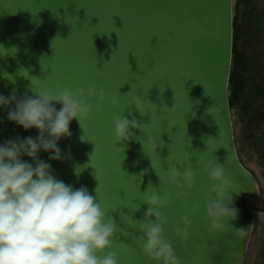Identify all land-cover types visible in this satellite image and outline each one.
<instances>
[{"label": "water", "instance_id": "water-1", "mask_svg": "<svg viewBox=\"0 0 264 264\" xmlns=\"http://www.w3.org/2000/svg\"><path fill=\"white\" fill-rule=\"evenodd\" d=\"M232 32V0H0V44L17 48L14 55L0 56V94L15 89L17 97L34 95L35 87L55 94L89 84L105 91L99 108L95 97L87 100L88 117L81 125L73 119L71 136L58 141L65 158L48 162L59 179L96 195L116 225L109 250L117 253L118 264H155L142 254L143 234L133 226L148 208L139 197L149 183L169 195L160 209L163 235L180 264L243 263L254 224L255 185L236 154L228 105ZM21 67L27 78L15 76ZM31 77L37 78L34 85ZM136 98L144 115L132 104ZM117 114L135 117L140 125L126 142H116L112 134ZM36 134L8 121L7 110L0 109V142ZM148 137L156 143L152 158L143 147ZM48 157L39 153L40 159ZM207 160L221 163L233 182L227 196L238 216L226 221L222 233L209 231L205 215ZM76 165L87 166L75 175ZM171 166L192 169L191 189L166 182ZM185 214L192 224L181 242L173 229L182 226ZM238 228H249L248 235L236 238Z\"/></svg>", "mask_w": 264, "mask_h": 264}, {"label": "clouds", "instance_id": "clouds-1", "mask_svg": "<svg viewBox=\"0 0 264 264\" xmlns=\"http://www.w3.org/2000/svg\"><path fill=\"white\" fill-rule=\"evenodd\" d=\"M16 51V46L5 48L0 44V56L14 55ZM3 76L15 83V76L27 78L28 70L21 67L15 76L7 72ZM34 78L37 79L30 78L33 85ZM34 91V95L20 97L15 89L8 96L0 94V109L7 110V120L25 131L33 128L37 131L35 137L17 136L0 142V264H118L117 253L109 250L116 225L106 218L96 195L85 186L74 187L59 179L48 162L65 158L58 141L71 136L69 125L73 119L81 125L88 117L92 104L87 100L95 97L99 108L105 101V91L97 90L94 84L75 91L63 88L55 94L37 87ZM109 102L112 106L118 103L115 97ZM132 104L141 115L145 114L140 99H134ZM112 124L116 142L128 141L132 129L140 127L135 117L120 114L113 115ZM143 147L151 158V153H156V143L151 137ZM41 151L49 153L47 161L39 158ZM25 156L30 162L22 159ZM151 165L155 169L153 159ZM86 166L76 165L74 174L79 175ZM204 170L210 181L205 209L209 231L222 233L227 230L226 221L238 216V209L233 204L229 206L231 197L227 196L233 182L225 175L221 163L207 160ZM193 175L190 167L181 171L171 166L164 179L177 189L188 190L193 187ZM181 194L178 191L177 195ZM139 199L148 205L143 219L133 225L143 234L142 254L155 264H180L163 235L166 220L160 209L169 204V195H161L149 183ZM196 211L192 207L191 213ZM191 224L189 214H185L181 217L182 226L174 227L173 232L181 242L188 239ZM248 232L249 228H238L233 235L242 239Z\"/></svg>", "mask_w": 264, "mask_h": 264}, {"label": "trees", "instance_id": "trees-1", "mask_svg": "<svg viewBox=\"0 0 264 264\" xmlns=\"http://www.w3.org/2000/svg\"><path fill=\"white\" fill-rule=\"evenodd\" d=\"M232 28L228 105L236 154L255 185L244 161L264 178V8L256 0H232ZM252 264H264V240Z\"/></svg>", "mask_w": 264, "mask_h": 264}, {"label": "rangeland", "instance_id": "rangeland-1", "mask_svg": "<svg viewBox=\"0 0 264 264\" xmlns=\"http://www.w3.org/2000/svg\"><path fill=\"white\" fill-rule=\"evenodd\" d=\"M256 5L264 8V0H256ZM245 165L255 174V212L254 224L251 232L250 241L242 264H252L258 256V251L263 246L264 240V178L260 169L252 161H244Z\"/></svg>", "mask_w": 264, "mask_h": 264}]
</instances>
